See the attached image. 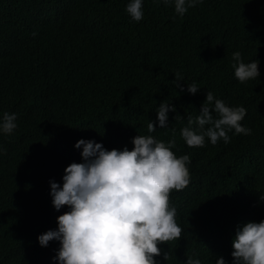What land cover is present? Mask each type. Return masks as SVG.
I'll return each mask as SVG.
<instances>
[{
  "label": "trees",
  "instance_id": "16d2710c",
  "mask_svg": "<svg viewBox=\"0 0 264 264\" xmlns=\"http://www.w3.org/2000/svg\"><path fill=\"white\" fill-rule=\"evenodd\" d=\"M129 2L0 0V122L17 115L11 134L0 131V264H57L59 242L37 238L70 210L53 208L49 181L62 186L64 169L83 162L79 140L131 151L136 135L167 143L175 129L171 150L190 156V183L169 195L182 234L158 245L157 264H233L237 230L264 221V0H202L183 16L172 0H142L138 22ZM236 51L259 62L256 80L235 78ZM193 82L196 95L186 89ZM208 91L244 107L240 123L252 134L188 147L180 130ZM163 101L175 112L149 133Z\"/></svg>",
  "mask_w": 264,
  "mask_h": 264
},
{
  "label": "clouds",
  "instance_id": "9594fccd",
  "mask_svg": "<svg viewBox=\"0 0 264 264\" xmlns=\"http://www.w3.org/2000/svg\"><path fill=\"white\" fill-rule=\"evenodd\" d=\"M163 2L167 5L170 0ZM172 2L175 12L183 16L202 0ZM125 11L133 21L142 20V0H130ZM232 60L239 82L258 78V61L244 63L239 51L232 54ZM180 80V73H176V86ZM186 89L191 95L200 90L195 82ZM170 111L175 112V108L167 101L161 102L156 122L149 121L147 125L148 132L156 131V123L160 129H167ZM245 115L244 107H229L208 91L199 115L195 119L188 117L180 136L188 147H204L205 138L212 145L219 140L227 144L231 130L235 134H252L240 123ZM16 119L15 113H4L0 131L11 134L17 127ZM174 119L183 117L176 115ZM172 132L173 139L167 143L152 135H136L131 151L126 147L109 151L91 140L77 141L74 147L82 148L83 162L71 163L64 169L62 186L49 181L53 208L59 212L67 206L70 210L57 217L56 230L37 238L41 247L59 242L54 257L57 264H157L154 257L161 255L158 245L180 239L182 228L176 222L177 210L170 204L169 195L189 185L190 156L177 157L171 150L176 147L175 129ZM3 151L0 148V154ZM232 249L233 264H264V221L248 222L239 228ZM168 258V253L164 254V259ZM186 264L201 261L189 257ZM216 264H225L223 257Z\"/></svg>",
  "mask_w": 264,
  "mask_h": 264
}]
</instances>
